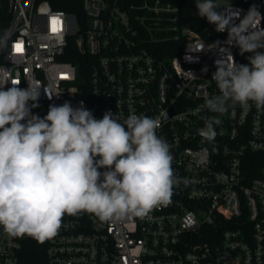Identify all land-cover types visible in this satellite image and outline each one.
Segmentation results:
<instances>
[{"label":"built area","instance_id":"2783aa9c","mask_svg":"<svg viewBox=\"0 0 264 264\" xmlns=\"http://www.w3.org/2000/svg\"><path fill=\"white\" fill-rule=\"evenodd\" d=\"M231 3L241 17L253 4L264 15V0ZM9 4L0 78L40 87L32 113L44 117L50 105L83 101L97 119L109 110L159 118L179 183L171 203L144 218L65 214L36 263L24 258L21 238L0 228V264H264V110L205 107L206 97L219 94L212 75L224 49L241 64L251 53L226 45L227 32L210 23L201 31L186 24L177 0H82L81 21L48 0ZM214 116L221 124L205 141L199 130Z\"/></svg>","mask_w":264,"mask_h":264},{"label":"clouds","instance_id":"9594fccd","mask_svg":"<svg viewBox=\"0 0 264 264\" xmlns=\"http://www.w3.org/2000/svg\"><path fill=\"white\" fill-rule=\"evenodd\" d=\"M195 5L216 32H227L226 45L251 53L241 64L224 49L212 75L219 94L205 98L206 109L224 114L230 105L254 104L264 110V15L253 4L241 17L231 0ZM6 40L7 34L0 37V46ZM45 93L49 99L59 95ZM39 97L40 87L30 82L21 88L10 77L0 78V228L8 238L43 243L58 234L65 214L89 213L102 221L144 218L171 203L179 181L171 145L157 134L159 118L109 110L97 119L83 101L77 108L67 101L50 105L40 117L32 113ZM220 124L218 116L206 118L201 137L213 141Z\"/></svg>","mask_w":264,"mask_h":264},{"label":"trees","instance_id":"16d2710c","mask_svg":"<svg viewBox=\"0 0 264 264\" xmlns=\"http://www.w3.org/2000/svg\"><path fill=\"white\" fill-rule=\"evenodd\" d=\"M53 8L62 9L76 15L78 20L85 17L82 0H48ZM181 5V15L186 24L194 29L201 31L204 24H208L206 18L197 15L195 0H177ZM12 11L10 10L9 0H0V37H3L12 21ZM65 59L76 61L74 56H65ZM23 246V256L30 263H36L43 258L45 242L40 243L35 239L25 236L21 238Z\"/></svg>","mask_w":264,"mask_h":264},{"label":"snow or ice","instance_id":"6c2138e0","mask_svg":"<svg viewBox=\"0 0 264 264\" xmlns=\"http://www.w3.org/2000/svg\"><path fill=\"white\" fill-rule=\"evenodd\" d=\"M17 49H18V50L20 49V45H17Z\"/></svg>","mask_w":264,"mask_h":264},{"label":"water","instance_id":"95a60500","mask_svg":"<svg viewBox=\"0 0 264 264\" xmlns=\"http://www.w3.org/2000/svg\"><path fill=\"white\" fill-rule=\"evenodd\" d=\"M82 89H83V91L85 92V87H84V86H82Z\"/></svg>","mask_w":264,"mask_h":264}]
</instances>
